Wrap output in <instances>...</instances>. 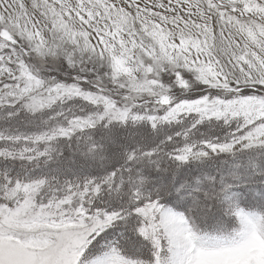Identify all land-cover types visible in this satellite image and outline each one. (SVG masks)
Listing matches in <instances>:
<instances>
[{
  "label": "snow or ice",
  "instance_id": "1",
  "mask_svg": "<svg viewBox=\"0 0 264 264\" xmlns=\"http://www.w3.org/2000/svg\"><path fill=\"white\" fill-rule=\"evenodd\" d=\"M0 264H264V0H0Z\"/></svg>",
  "mask_w": 264,
  "mask_h": 264
}]
</instances>
